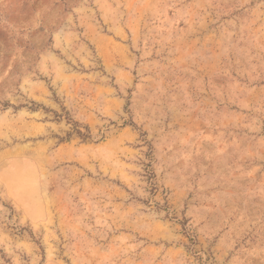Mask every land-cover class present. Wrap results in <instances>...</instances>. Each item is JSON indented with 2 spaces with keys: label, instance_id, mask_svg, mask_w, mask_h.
Masks as SVG:
<instances>
[{
  "label": "rangeland",
  "instance_id": "374dc122",
  "mask_svg": "<svg viewBox=\"0 0 264 264\" xmlns=\"http://www.w3.org/2000/svg\"><path fill=\"white\" fill-rule=\"evenodd\" d=\"M0 264H264V0H0Z\"/></svg>",
  "mask_w": 264,
  "mask_h": 264
}]
</instances>
